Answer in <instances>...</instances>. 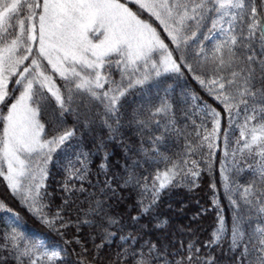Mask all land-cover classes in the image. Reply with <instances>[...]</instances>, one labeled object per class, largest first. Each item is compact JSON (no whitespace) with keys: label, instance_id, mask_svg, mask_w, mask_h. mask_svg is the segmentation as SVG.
<instances>
[{"label":"snow or ice","instance_id":"snow-or-ice-1","mask_svg":"<svg viewBox=\"0 0 264 264\" xmlns=\"http://www.w3.org/2000/svg\"><path fill=\"white\" fill-rule=\"evenodd\" d=\"M165 77L191 79L215 106L190 96L202 117L189 127L176 123L173 104L159 91L150 108L126 110L130 95L157 88ZM53 100L62 117L57 125L44 119ZM69 115L76 124L83 118L84 126L99 120L112 141H122L125 127L137 134L139 147L127 149L119 187L138 191L143 214L165 191L191 185L202 171L218 172L235 219L226 235L218 213L204 247L227 239L230 250L240 251V264H264V228L255 227L264 223V0H0V177L56 230L71 222L59 209L51 219L45 215L42 189L53 154L76 136V124L68 127L63 119ZM173 136L183 144L176 153L162 147ZM246 170L255 175L238 183ZM210 186L215 191L216 183ZM0 211L11 209L0 203ZM92 211L119 223L102 201ZM3 240L18 264H53L65 252L22 246L16 228ZM181 248L148 243L124 256L132 264H197L200 247L181 242Z\"/></svg>","mask_w":264,"mask_h":264},{"label":"trees","instance_id":"trees-1","mask_svg":"<svg viewBox=\"0 0 264 264\" xmlns=\"http://www.w3.org/2000/svg\"><path fill=\"white\" fill-rule=\"evenodd\" d=\"M130 7L135 8L134 5ZM54 79L58 84L62 83L58 78ZM9 87H12L11 83ZM157 91L160 96L169 97L174 108V119L180 127H189L193 120L199 123L202 117L197 102L189 99L190 96L198 95L209 105L215 106L212 98L202 94L191 79L165 77L157 88H146L144 92L136 90L130 95L126 110L131 113L133 110L150 108L158 102ZM44 119L52 125H57L62 119L54 100ZM63 119L68 127L76 124L74 115ZM185 121H188L187 125ZM76 127L77 133L70 146L65 145L63 150L53 154L52 161L47 165L45 188L42 189V193H47L44 198L48 204L45 215L51 219L59 209L64 220L71 222L70 226L56 230L44 223L18 196H13L7 182L0 177V203L11 209V212L0 211V264H18L3 247L7 243L3 240V234L11 233L13 228L23 234L22 246L43 244L49 251L64 249L62 259L53 264H81V261L82 264H132L131 257L124 256L125 252L144 248L148 243L165 246L170 252H183L181 242H194L200 247L197 264H206V261H210V264H240V251L230 250L227 239L204 247L205 242L213 239L211 234L217 227L218 213L223 218L226 235L235 219L233 206L222 187L218 172L214 170L210 174L202 171L191 185L184 183L165 191L150 211L143 214L138 205V191L130 186L119 187L126 176L123 166L131 155L127 149L135 151L139 147L137 134L132 128L125 127L122 141H112L107 131L99 126V120L93 125L84 126L82 118ZM221 127L223 130V123ZM162 147L170 153L179 152L183 148L182 139L173 136ZM81 153L87 158L86 164H81ZM104 157L107 159L104 160ZM101 163L106 167L101 168ZM77 169L83 170L84 179L78 178L80 172ZM139 172L143 174L144 169ZM70 174L73 176L71 179ZM254 175L246 170L236 179L238 183H248ZM213 182L216 183L215 191L210 186ZM111 189H115L117 195L113 196ZM97 201H102L105 213L119 223L111 225L96 215L92 209ZM134 216H138V220L134 221ZM59 223L57 221V225ZM255 227L264 228V223ZM109 232L114 235L109 236ZM101 244L102 247H97Z\"/></svg>","mask_w":264,"mask_h":264},{"label":"rangeland","instance_id":"rangeland-1","mask_svg":"<svg viewBox=\"0 0 264 264\" xmlns=\"http://www.w3.org/2000/svg\"><path fill=\"white\" fill-rule=\"evenodd\" d=\"M10 85V84H9ZM52 250H58V249H52Z\"/></svg>","mask_w":264,"mask_h":264}]
</instances>
